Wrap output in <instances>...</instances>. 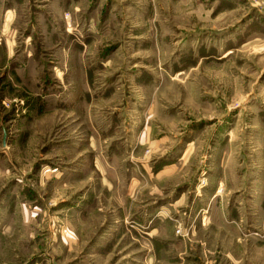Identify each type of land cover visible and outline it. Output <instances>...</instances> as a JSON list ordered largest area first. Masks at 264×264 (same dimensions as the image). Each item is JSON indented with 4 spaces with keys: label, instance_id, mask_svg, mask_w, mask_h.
Masks as SVG:
<instances>
[{
    "label": "rangeland",
    "instance_id": "obj_1",
    "mask_svg": "<svg viewBox=\"0 0 264 264\" xmlns=\"http://www.w3.org/2000/svg\"><path fill=\"white\" fill-rule=\"evenodd\" d=\"M0 264H264V0H0Z\"/></svg>",
    "mask_w": 264,
    "mask_h": 264
},
{
    "label": "bare ground",
    "instance_id": "obj_2",
    "mask_svg": "<svg viewBox=\"0 0 264 264\" xmlns=\"http://www.w3.org/2000/svg\"><path fill=\"white\" fill-rule=\"evenodd\" d=\"M189 150L186 152V155L188 154Z\"/></svg>",
    "mask_w": 264,
    "mask_h": 264
}]
</instances>
